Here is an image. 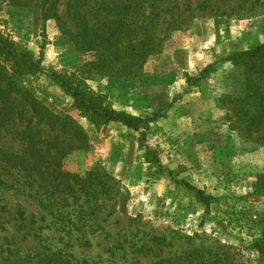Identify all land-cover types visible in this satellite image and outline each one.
Returning a JSON list of instances; mask_svg holds the SVG:
<instances>
[{
    "label": "rangeland",
    "instance_id": "374dc122",
    "mask_svg": "<svg viewBox=\"0 0 264 264\" xmlns=\"http://www.w3.org/2000/svg\"><path fill=\"white\" fill-rule=\"evenodd\" d=\"M0 39L32 60L18 61L0 49V66L86 135L85 147L71 141L65 150L64 168H102L118 181L123 201L122 209L95 219L98 230L79 233L66 246L58 232L43 227L37 197L0 184V264H68L67 254L80 264H150V253L193 249L235 264H264L247 248L264 229V189L255 190L264 175V141L247 136L231 116L226 96L232 65L223 60L264 42V13L217 17L195 11L136 76L116 82L78 71L94 51L77 49L30 0H0ZM51 71L74 75L101 104L143 118L146 137L90 114ZM7 136L2 143L11 142ZM183 182L210 195L207 211Z\"/></svg>",
    "mask_w": 264,
    "mask_h": 264
},
{
    "label": "trees",
    "instance_id": "16d2710c",
    "mask_svg": "<svg viewBox=\"0 0 264 264\" xmlns=\"http://www.w3.org/2000/svg\"><path fill=\"white\" fill-rule=\"evenodd\" d=\"M30 1L41 9L44 19H55L77 49L94 51L95 58L84 62L78 71L113 82L136 76L151 56L164 50L172 32L187 24L195 11L217 17L264 13V0ZM9 44L0 39L1 50L12 53L18 61L32 62L26 52L19 48L13 51ZM223 60L232 65V91L226 96L231 116L243 123L247 136L256 134L264 141V42L233 51ZM211 67L210 64L201 72ZM50 74L90 114L137 130L142 140L146 137L148 125L143 118L101 104L99 95L84 90L72 74ZM8 134L14 144L2 143ZM71 141L83 147L87 144L85 133L69 116L49 111L0 66V184L37 197L43 210V227L58 232L66 246L79 233L98 230L95 219L101 214L103 220L123 208L118 181L105 170L96 167L80 173L64 168L65 150L72 148ZM183 183L196 190L207 211L210 195ZM263 189L264 175H260L255 190ZM247 248L264 261V229L249 241ZM67 257L68 264H80L73 255ZM150 257L154 259L150 264H235L210 250L193 249L172 256L150 253Z\"/></svg>",
    "mask_w": 264,
    "mask_h": 264
}]
</instances>
